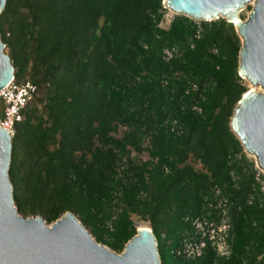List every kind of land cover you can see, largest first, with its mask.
<instances>
[{
	"label": "trees",
	"instance_id": "trees-1",
	"mask_svg": "<svg viewBox=\"0 0 264 264\" xmlns=\"http://www.w3.org/2000/svg\"><path fill=\"white\" fill-rule=\"evenodd\" d=\"M162 1L6 0L2 18L26 8L10 37L2 30L14 78L27 72L43 86L44 116L34 120L27 105L11 137L19 213L26 207L50 223L71 211L117 252L136 233L135 215L150 223L162 264H264L263 176L230 127L247 91L239 35L224 18L177 15L163 28ZM188 80L198 92H186ZM214 187L230 204L231 254L208 245L181 258Z\"/></svg>",
	"mask_w": 264,
	"mask_h": 264
},
{
	"label": "water",
	"instance_id": "water-1",
	"mask_svg": "<svg viewBox=\"0 0 264 264\" xmlns=\"http://www.w3.org/2000/svg\"><path fill=\"white\" fill-rule=\"evenodd\" d=\"M5 1L0 0V89L14 78L2 41ZM167 5L194 20L221 17L234 25L239 35V76L259 89L240 96L230 127L264 171V0H167ZM12 153L9 131L0 127V264H162L149 227L136 230L117 253L97 242L71 211L51 224L41 215L19 213L10 182Z\"/></svg>",
	"mask_w": 264,
	"mask_h": 264
},
{
	"label": "built area",
	"instance_id": "built-area-1",
	"mask_svg": "<svg viewBox=\"0 0 264 264\" xmlns=\"http://www.w3.org/2000/svg\"><path fill=\"white\" fill-rule=\"evenodd\" d=\"M173 51L163 50V58H170ZM186 92L199 91V85L194 81H187ZM37 86L30 80L18 82L13 78L0 89V127L14 134L15 123L23 119V111L37 93ZM192 109L201 112V107L195 102ZM176 124L172 120L171 126ZM213 215V217H211ZM191 230L184 236L182 247L177 255L184 259H193L202 255L206 246H210L221 258H228L232 251V222L228 199L221 195L220 189H212V197L207 202L206 212L191 219Z\"/></svg>",
	"mask_w": 264,
	"mask_h": 264
},
{
	"label": "rangeland",
	"instance_id": "rangeland-1",
	"mask_svg": "<svg viewBox=\"0 0 264 264\" xmlns=\"http://www.w3.org/2000/svg\"><path fill=\"white\" fill-rule=\"evenodd\" d=\"M6 2V1H5ZM162 5H163V8H164V15H163V19L162 21L159 23V25L163 28H168L169 27V24L171 22V20L177 16V15H183V14H180L176 11H173L169 8H167V6L164 4V0L162 1ZM17 4L13 6V10L14 12L13 13H6V15H4V17L2 18V15H1V28L3 31H5V35L6 37H10L11 36V31H10V27L11 25L14 24V22L18 23L19 20H22L23 16H26V8L24 7H18L17 10ZM4 10V9H3ZM3 12V11H2ZM221 18V17H220ZM102 20H100L101 22ZM195 21H202V20H195ZM4 43V42H3ZM5 44V43H4ZM4 52L6 54H10L11 52V49L10 47L6 46L5 44V47H4ZM11 62V60H10ZM12 63V62H11ZM241 78V82L243 85H245V87L247 88V91H251L253 90V86H255L254 84L250 83L246 78L240 76ZM25 80H30L29 76H28V73L25 72L21 79L18 81V82H21V81H25ZM17 81V80H16ZM43 97V86L42 87H39L38 90H37V93L35 94V96L32 98V100L28 103V107L31 111V116H34V120L37 121V117L38 116H41L43 117L44 116V108H43V104L40 102V99ZM1 107V105H0ZM23 118H24V115H23ZM115 136H119V132H116L114 133ZM147 144V140L145 141V145ZM56 147L57 145H48V150H50L52 153L56 150ZM243 153L247 159V161L249 162V164L252 165L253 169L255 170L256 172V175L258 174H261L263 176V178L261 179V185H262V189L264 191V171L263 169L258 165V163L251 157V155L246 152L244 149H243ZM76 155H79V152H77ZM130 156L135 158L136 160H146L148 158V154L147 152L143 151L141 153H138L136 151H133L131 149V152H130ZM190 162H192L190 160ZM197 168L200 167L199 164H196L195 165ZM24 167H21L20 168V174H23L24 173ZM27 208L25 207L24 208V211L26 212L25 216H36V215H41L40 213H36V214H29L27 213ZM22 215H24V213H21ZM65 213H63L61 216H63ZM42 217L44 216V214L41 215ZM60 216V217H61ZM59 217V218H60ZM76 217L78 218V215H76ZM44 218V217H43ZM131 219L133 221V224L134 226H148L149 228L150 227V223L148 221H144L142 220L140 217L138 216H135V215H132L131 216ZM45 220V219H44ZM46 221V220H45ZM54 222V221H53ZM53 222H50V223H47V224H51ZM136 228V227H135ZM88 230L90 231V228H88ZM92 235V234H91ZM93 236V235H92ZM94 237V236H93ZM100 244L106 246L107 248H109L107 245H105L104 243H101L99 242ZM111 249V248H109ZM112 250V249H111ZM115 251V250H113ZM123 251V250H122ZM117 252V251H115ZM117 253H121V252H117Z\"/></svg>",
	"mask_w": 264,
	"mask_h": 264
},
{
	"label": "bare ground",
	"instance_id": "bare-ground-1",
	"mask_svg": "<svg viewBox=\"0 0 264 264\" xmlns=\"http://www.w3.org/2000/svg\"><path fill=\"white\" fill-rule=\"evenodd\" d=\"M164 4L167 6V8L173 10L169 5H167V0L164 1ZM4 6H5V5H4ZM3 9H4V7H3ZM173 11H174V10H173ZM257 89H259L258 86H256V85L253 86V90H257ZM144 227H148V226H137V231H138V230H141V229L144 228Z\"/></svg>",
	"mask_w": 264,
	"mask_h": 264
}]
</instances>
